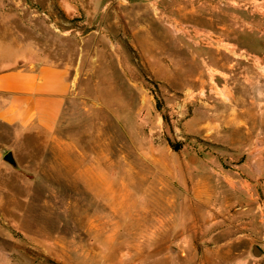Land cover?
Wrapping results in <instances>:
<instances>
[{"label":"rangeland","instance_id":"374dc122","mask_svg":"<svg viewBox=\"0 0 264 264\" xmlns=\"http://www.w3.org/2000/svg\"><path fill=\"white\" fill-rule=\"evenodd\" d=\"M225 1L211 5L236 8ZM190 2L0 0L2 66L54 64L71 86L53 140L0 124L16 162L0 160V264H264L244 176L193 162L206 144L183 131L202 72H264V29L198 24Z\"/></svg>","mask_w":264,"mask_h":264},{"label":"crops","instance_id":"0c3cea01","mask_svg":"<svg viewBox=\"0 0 264 264\" xmlns=\"http://www.w3.org/2000/svg\"><path fill=\"white\" fill-rule=\"evenodd\" d=\"M197 1L191 0L190 7H185L193 22L247 25L252 28L254 39L257 28L264 29V14L258 15V4L264 0H235L237 6L231 12L212 6L214 0ZM204 4L217 9V14L209 11L206 17L199 15L197 9ZM259 37L264 39V30ZM1 57L0 47V124L12 130L14 140L29 134L44 141L53 140L71 90L66 69L16 59L2 66ZM232 64L228 65L232 67L229 71L212 68L216 72L207 73V81L204 72L196 77L200 88L190 89L192 94L198 89L201 99L190 107L183 131L206 144L197 147L201 151L195 152L193 162H216L223 169L234 164L244 176L236 188L238 200L243 202L239 210L248 213L251 225L259 218L264 226V72L246 62ZM7 145L0 141V160ZM255 232L264 234L262 229Z\"/></svg>","mask_w":264,"mask_h":264},{"label":"water","instance_id":"95a60500","mask_svg":"<svg viewBox=\"0 0 264 264\" xmlns=\"http://www.w3.org/2000/svg\"><path fill=\"white\" fill-rule=\"evenodd\" d=\"M2 160L4 162L8 163L9 165H11L13 168H16V162L14 160L13 153L11 151H8L7 153H5L4 156L2 157ZM261 254H262V252L258 247H256V246L252 247L251 255L254 258L260 257Z\"/></svg>","mask_w":264,"mask_h":264}]
</instances>
